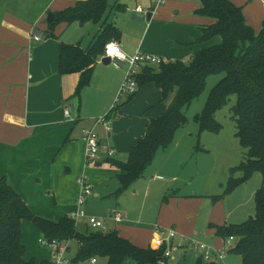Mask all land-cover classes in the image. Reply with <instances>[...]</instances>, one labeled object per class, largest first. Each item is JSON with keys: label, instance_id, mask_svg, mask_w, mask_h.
<instances>
[{"label": "crops", "instance_id": "crops-1", "mask_svg": "<svg viewBox=\"0 0 264 264\" xmlns=\"http://www.w3.org/2000/svg\"><path fill=\"white\" fill-rule=\"evenodd\" d=\"M85 1L89 0H0V179H8L35 215L54 221L66 216L71 217L77 210L80 177H87L93 189V195L86 205L91 198L101 196L109 181L118 180L120 184L119 170L111 166L110 158L104 150L97 161L87 160L83 131L94 129L103 148L115 150L112 160L126 162L132 148L146 135L151 119L162 116L169 105V102L163 100L161 90L154 84H147L130 102L125 104L127 98H124L118 105V116L109 118V133L103 126L96 124L98 119L106 117L113 109L126 75V67L113 62L105 65L101 56L95 65L90 85L77 95L81 75L59 74V45H80L87 50L103 28L92 23H74L82 28L83 39L72 42L62 39V28L65 25L56 29V37L50 38L47 34L48 28L44 24L49 12H62L78 2ZM230 1L243 8L250 26L262 27L264 0ZM118 2L120 3V0ZM163 3L164 1L160 0L155 5L151 4L149 10L138 6L145 12V16L139 23H135L136 25H129L130 19H124L120 28L109 18V22L121 31V38L117 42L127 56L144 53L165 60L186 61L191 53L222 44L220 36L209 42H198L202 37V29L212 25L215 20L204 17H173L160 9ZM124 5L127 10L120 12L123 14L129 12L127 4ZM200 7L201 2L196 6L195 12ZM149 13L152 15L151 20L147 19ZM34 15H37L36 19ZM134 15L139 18L143 14ZM35 36L40 37V40H36ZM84 39H88L86 44H83ZM67 108L72 109L71 119L65 116ZM184 136L188 135L183 129L177 132V145ZM161 151L158 152L157 158ZM97 163L103 165L96 166ZM120 187H117L116 182L113 183V190L118 195L122 194L118 192ZM177 200L183 199L174 196L170 202L166 200L165 210L170 209L172 202ZM117 208L111 207L109 217L104 219L107 230H117L123 238L138 247H151V243L145 244L113 226L128 224L126 215L116 210ZM116 213L122 214V222L118 223L112 219ZM224 225L229 224L214 226ZM179 226L182 230H188L185 221H179ZM210 226L207 234L209 241L201 239V233L196 231H191L190 236L197 233L200 240L217 249H223L225 240ZM22 241L27 251L26 260L53 261L54 252L49 255L46 249L51 252L53 250L49 247L42 249L41 232L30 221L22 223ZM72 243L75 241L68 245L66 253L72 251ZM186 255L188 254L185 253ZM195 255L196 264L198 252ZM233 261L234 257H230L229 263L233 264ZM99 263L100 260L92 264Z\"/></svg>", "mask_w": 264, "mask_h": 264}, {"label": "trees", "instance_id": "trees-1", "mask_svg": "<svg viewBox=\"0 0 264 264\" xmlns=\"http://www.w3.org/2000/svg\"><path fill=\"white\" fill-rule=\"evenodd\" d=\"M118 1L114 0L112 7L111 0L78 2L56 12L52 23L46 22L50 38L56 37L55 31L61 25L92 23L103 28L87 50L80 45H59V74L81 75L77 95L90 85L95 65L104 54L106 44L121 38L120 29L109 22L111 9L117 12L127 10L126 5ZM200 2L201 7L195 14L215 22L202 29L198 42H209L220 36L222 44L191 53L186 61L164 60L160 66L148 65L142 69L137 77L139 90L147 84H154L163 92V100L169 102L168 108L162 116L151 119L146 135L132 148L126 162L110 158L109 163L119 170L121 187L118 192L121 194L143 175L159 151L174 143L177 132L188 123L185 110L205 91L208 78L222 76L212 88L202 112L195 116V122L201 132L219 133L222 126L217 122L216 114L228 105L232 96H236L232 109L236 137L246 152L245 160L232 171V175L238 172L242 177H232L229 190H234L256 172L262 175V186L256 194L254 217L240 225L210 227L225 241L231 237L236 239L230 257L239 258L241 264H264V23L256 31L247 23L243 8L230 0ZM137 93L129 96L125 104ZM119 109L110 111L109 118H116ZM23 221L33 223L43 240L75 241L78 250L74 264L94 259L105 261V264H159L166 261L164 249L156 251L150 247H138L115 229L94 230L84 225L80 230L72 217L54 221L35 215L3 177L0 179V264H54L48 260H26ZM196 264L208 263L198 259Z\"/></svg>", "mask_w": 264, "mask_h": 264}, {"label": "rangeland", "instance_id": "rangeland-1", "mask_svg": "<svg viewBox=\"0 0 264 264\" xmlns=\"http://www.w3.org/2000/svg\"><path fill=\"white\" fill-rule=\"evenodd\" d=\"M163 1L160 9L173 17L191 19L199 17L195 14V10L196 6L200 5V0ZM158 2L160 0H120V3L127 4L129 12L123 14L111 9L109 18L120 28H122L124 19H130L129 25H136L135 23H139L145 16L143 14L138 19H133L138 6H144L146 10H149L152 7L151 4L155 5ZM113 3H115L114 0H111V7ZM176 12L178 13L175 14ZM44 24L48 28L47 23L44 22ZM251 26L256 31L261 28L259 25ZM62 31L64 32L62 39L72 42L80 40L83 32L79 24L65 25ZM84 40L83 44H86L88 39ZM221 77L219 75L210 76L205 91L185 110L188 123L182 129L188 136L182 137L178 145L174 140L167 150L160 152L159 158L156 155L153 163L143 175L121 195L113 190L115 182L117 187H120L118 180L109 181L108 185H105L106 189L102 190L101 196L96 199L91 198L88 205L84 207L87 213L93 214L91 216H99L100 219H106L109 217L110 208L118 207L116 210L125 214L128 220V224L113 225L120 232H125L126 235L150 244L156 233L167 236L169 231L176 230L178 236L173 241L175 247L193 231L201 233V239L209 241L207 234L211 224L240 225L255 216V199L262 186V175L256 172L234 190H229L231 178L242 177L238 172L232 175V171L236 170L245 160L246 152L236 137V123L232 112L237 100L236 96H232L228 105L216 114V120L222 126L219 133L201 132L195 122V116L202 112L212 88ZM174 196L184 201L172 202L170 209L165 210L166 200L170 202ZM216 197L217 201L214 200ZM179 221H185L188 230H182ZM78 226L80 230L84 229V225L78 224ZM67 242L71 243V241ZM77 245L76 242L72 243V251L65 254L69 264H74ZM45 247L42 245V249ZM46 250L49 255L53 254V251ZM194 250L190 247L188 249L176 247L172 251L171 258H166L165 264H195L197 251L195 253ZM185 253L188 255L185 256ZM92 263V260H88L79 264ZM236 263L240 264L237 257L233 261V264ZM99 264H105V261L100 260Z\"/></svg>", "mask_w": 264, "mask_h": 264}, {"label": "built area", "instance_id": "built-area-1", "mask_svg": "<svg viewBox=\"0 0 264 264\" xmlns=\"http://www.w3.org/2000/svg\"><path fill=\"white\" fill-rule=\"evenodd\" d=\"M136 13L144 14L145 12L139 7L136 9ZM36 40H40V37H36ZM111 46V47H109ZM111 52L112 55L108 53ZM104 58H110L113 63H116L119 66L126 67V75L121 84L118 96L116 98L115 105L113 110L118 108V105L122 102L124 98L134 95L139 91V84L137 77L142 72V69L148 65L160 66L165 59L157 57L150 54L137 53L133 56H127L120 44L117 41H111L106 44L104 54L102 55V60ZM65 116L68 119H71L72 109L67 108L65 110ZM97 125L104 127L106 132H110L111 123L109 120V115L106 117L100 118L96 122ZM84 141L86 142V157L89 162H95L99 159L100 154L104 150L109 158H112L115 155V150L105 147L103 148L102 143L100 142L99 135L94 129H85L83 131ZM78 183L80 185V193L77 198V210L71 216L76 224L84 223V225L91 227L94 230H107L105 220L100 219L95 216L88 215L84 206L86 205L88 199L93 195V189L91 183L88 181L87 177L82 176L79 178ZM115 222H122L123 216L121 213H116L112 217ZM178 233L176 230L169 231L168 235H162L156 233L151 247L153 250L160 251L165 250L164 257L171 258V254L174 248L176 247H186L187 249L194 248L198 252V258L202 259L205 263L208 264H230V250L233 249L236 245V239L231 237L228 240L224 241L223 249H217L212 246L210 243L201 241L197 235L194 233L193 236L184 237L179 245L174 246V240L177 238ZM43 246L49 247L54 252V264H67V259L65 254L68 249V242H58L53 241L49 242L47 240L42 241ZM93 263H96L97 260H92ZM159 264H165V262H160Z\"/></svg>", "mask_w": 264, "mask_h": 264}, {"label": "water", "instance_id": "water-1", "mask_svg": "<svg viewBox=\"0 0 264 264\" xmlns=\"http://www.w3.org/2000/svg\"><path fill=\"white\" fill-rule=\"evenodd\" d=\"M137 18H138V16L137 15H134V19H137ZM151 18H152V15H151V13H149L148 16H147V19L148 20H151ZM54 19H55V13L49 12L48 13V16H47V23H52L54 21ZM102 62L105 65H110L112 63V60L110 58H104L102 60ZM102 165H103V163H97L96 164V166H102Z\"/></svg>", "mask_w": 264, "mask_h": 264}, {"label": "clouds", "instance_id": "clouds-1", "mask_svg": "<svg viewBox=\"0 0 264 264\" xmlns=\"http://www.w3.org/2000/svg\"><path fill=\"white\" fill-rule=\"evenodd\" d=\"M109 47H111V46H109ZM108 54H109V55H112V53H111V52H109Z\"/></svg>", "mask_w": 264, "mask_h": 264}]
</instances>
